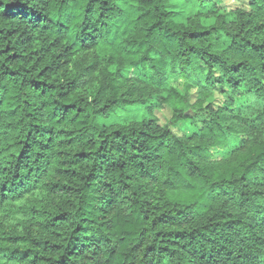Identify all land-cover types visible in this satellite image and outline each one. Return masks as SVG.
<instances>
[{"label":"trees","instance_id":"obj_1","mask_svg":"<svg viewBox=\"0 0 264 264\" xmlns=\"http://www.w3.org/2000/svg\"><path fill=\"white\" fill-rule=\"evenodd\" d=\"M170 1L0 0V264H264V0Z\"/></svg>","mask_w":264,"mask_h":264},{"label":"rangeland","instance_id":"obj_2","mask_svg":"<svg viewBox=\"0 0 264 264\" xmlns=\"http://www.w3.org/2000/svg\"><path fill=\"white\" fill-rule=\"evenodd\" d=\"M212 6L204 9L199 4L198 0H171L170 10L175 13V20L179 24L202 25L204 27L211 26L216 22L226 21L228 24H234L236 12L238 10L248 11V0H210ZM114 69V68H113ZM130 76V73L128 74ZM180 79V78H179ZM175 81V84L182 85V81ZM193 101L197 99V92L193 91ZM217 100L221 99V91L214 93ZM149 99L146 104H138V106L128 107L125 111L118 112L113 116L108 124L128 125L134 122H142L150 116L157 118L161 125H169L172 117V109L164 108L162 110L153 106ZM219 103V102H218ZM174 131L179 136L189 135L196 131L190 124H179V128H174Z\"/></svg>","mask_w":264,"mask_h":264}]
</instances>
